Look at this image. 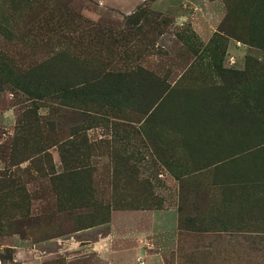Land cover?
<instances>
[{
    "label": "rangeland",
    "instance_id": "1",
    "mask_svg": "<svg viewBox=\"0 0 264 264\" xmlns=\"http://www.w3.org/2000/svg\"><path fill=\"white\" fill-rule=\"evenodd\" d=\"M136 1L0 0V261L103 264L51 239L168 210L151 264H264V0L206 41Z\"/></svg>",
    "mask_w": 264,
    "mask_h": 264
},
{
    "label": "crops",
    "instance_id": "2",
    "mask_svg": "<svg viewBox=\"0 0 264 264\" xmlns=\"http://www.w3.org/2000/svg\"><path fill=\"white\" fill-rule=\"evenodd\" d=\"M159 1L166 7L170 6L165 1ZM187 5L197 9V13L189 19L191 27L202 40H208L218 30L223 3L220 0H189ZM176 19V24L184 23V17ZM177 226V216L168 210L113 213L108 227L88 228L51 241L58 242L68 259L84 250L96 254L103 264H151L157 255L156 250L151 249L159 248L157 244L160 242H169ZM37 260L34 257L30 263L37 264ZM15 261L28 264L23 261L20 251L16 252ZM0 264L10 263L0 261Z\"/></svg>",
    "mask_w": 264,
    "mask_h": 264
},
{
    "label": "trees",
    "instance_id": "3",
    "mask_svg": "<svg viewBox=\"0 0 264 264\" xmlns=\"http://www.w3.org/2000/svg\"><path fill=\"white\" fill-rule=\"evenodd\" d=\"M130 18H128L129 21L131 20ZM118 75H120V74H117L113 71H106V72H103V75L101 77H103V78L117 77ZM198 116L201 118H199V119L197 118L196 119L197 122H195L193 126L190 125L191 129H192V127H194V130H205V129H208V125L211 122H220V121L224 125V129H226L229 126V122L226 121L225 118H223L222 116L218 117V116H214L213 114H208V113L201 114V116L200 115H198Z\"/></svg>",
    "mask_w": 264,
    "mask_h": 264
}]
</instances>
